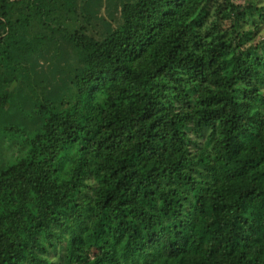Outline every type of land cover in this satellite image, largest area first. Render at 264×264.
<instances>
[{"label": "trees", "instance_id": "1", "mask_svg": "<svg viewBox=\"0 0 264 264\" xmlns=\"http://www.w3.org/2000/svg\"><path fill=\"white\" fill-rule=\"evenodd\" d=\"M0 264H264V0H0Z\"/></svg>", "mask_w": 264, "mask_h": 264}, {"label": "rangeland", "instance_id": "2", "mask_svg": "<svg viewBox=\"0 0 264 264\" xmlns=\"http://www.w3.org/2000/svg\"><path fill=\"white\" fill-rule=\"evenodd\" d=\"M101 15H103V11L101 10L100 12H99ZM105 18V17H104ZM95 20H97V19H95ZM96 23V27H97V29L99 30V31H101V29H103V25L101 24V23H97V21L95 22Z\"/></svg>", "mask_w": 264, "mask_h": 264}]
</instances>
